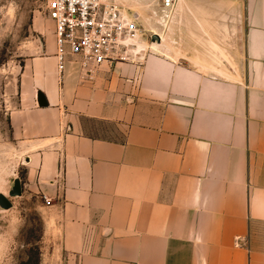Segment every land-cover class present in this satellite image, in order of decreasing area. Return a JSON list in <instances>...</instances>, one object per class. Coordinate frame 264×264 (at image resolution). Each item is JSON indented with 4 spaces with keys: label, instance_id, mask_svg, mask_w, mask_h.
<instances>
[{
    "label": "crops",
    "instance_id": "crops-1",
    "mask_svg": "<svg viewBox=\"0 0 264 264\" xmlns=\"http://www.w3.org/2000/svg\"><path fill=\"white\" fill-rule=\"evenodd\" d=\"M159 3L134 61L61 76L55 41L25 62V187L66 264H264V0Z\"/></svg>",
    "mask_w": 264,
    "mask_h": 264
},
{
    "label": "rangeland",
    "instance_id": "rangeland-1",
    "mask_svg": "<svg viewBox=\"0 0 264 264\" xmlns=\"http://www.w3.org/2000/svg\"><path fill=\"white\" fill-rule=\"evenodd\" d=\"M46 1L0 0V195L12 204L8 210L0 207V264H66L49 205L25 187L27 164L12 140L9 125V113L18 105L25 62L48 56L55 47ZM115 1L142 16V39L146 45L154 44L146 20L151 15L161 20L165 15L161 0H148L145 6H135L134 0ZM139 44L146 47L142 41ZM15 180L24 185L19 197L10 196Z\"/></svg>",
    "mask_w": 264,
    "mask_h": 264
},
{
    "label": "built area",
    "instance_id": "built-area-1",
    "mask_svg": "<svg viewBox=\"0 0 264 264\" xmlns=\"http://www.w3.org/2000/svg\"><path fill=\"white\" fill-rule=\"evenodd\" d=\"M246 1V0H244ZM171 10L175 0H162ZM46 9L54 24L55 58L62 76L72 61L86 76L103 65L134 61L143 30L137 13L115 0H47ZM49 205L50 200L44 198Z\"/></svg>",
    "mask_w": 264,
    "mask_h": 264
},
{
    "label": "water",
    "instance_id": "water-1",
    "mask_svg": "<svg viewBox=\"0 0 264 264\" xmlns=\"http://www.w3.org/2000/svg\"><path fill=\"white\" fill-rule=\"evenodd\" d=\"M153 41L161 42V38L158 35L153 36ZM38 104L40 107H46L48 104L45 101V97L42 93H38ZM22 194V188L20 180H15L13 190L10 192L11 197H19ZM0 207L2 209L8 210L12 207V204L4 197V195H0Z\"/></svg>",
    "mask_w": 264,
    "mask_h": 264
},
{
    "label": "flooded vegetation",
    "instance_id": "flooded-vegetation-1",
    "mask_svg": "<svg viewBox=\"0 0 264 264\" xmlns=\"http://www.w3.org/2000/svg\"><path fill=\"white\" fill-rule=\"evenodd\" d=\"M21 188H22V184H21ZM23 189V188H22Z\"/></svg>",
    "mask_w": 264,
    "mask_h": 264
}]
</instances>
